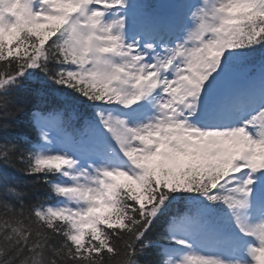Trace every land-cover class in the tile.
Masks as SVG:
<instances>
[{
  "label": "snow or ice",
  "instance_id": "obj_1",
  "mask_svg": "<svg viewBox=\"0 0 264 264\" xmlns=\"http://www.w3.org/2000/svg\"><path fill=\"white\" fill-rule=\"evenodd\" d=\"M159 9L0 0V264H264V0Z\"/></svg>",
  "mask_w": 264,
  "mask_h": 264
},
{
  "label": "trees",
  "instance_id": "obj_2",
  "mask_svg": "<svg viewBox=\"0 0 264 264\" xmlns=\"http://www.w3.org/2000/svg\"><path fill=\"white\" fill-rule=\"evenodd\" d=\"M19 132L21 134H25V133L32 134V130L29 127H27L26 125L23 128L19 129ZM38 191L40 193V199L41 200H44L45 197H46L47 191H48V187L47 186H44V187L38 189ZM52 202L53 201H50L49 203H52Z\"/></svg>",
  "mask_w": 264,
  "mask_h": 264
},
{
  "label": "water",
  "instance_id": "obj_3",
  "mask_svg": "<svg viewBox=\"0 0 264 264\" xmlns=\"http://www.w3.org/2000/svg\"><path fill=\"white\" fill-rule=\"evenodd\" d=\"M165 2H167V0H159V1H158V5L160 6L161 4H163V3H165Z\"/></svg>",
  "mask_w": 264,
  "mask_h": 264
}]
</instances>
